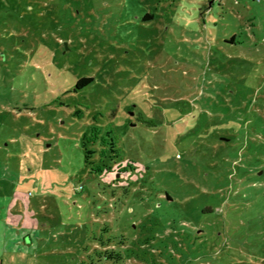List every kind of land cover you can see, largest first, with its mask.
<instances>
[{
  "label": "rangeland",
  "instance_id": "1",
  "mask_svg": "<svg viewBox=\"0 0 264 264\" xmlns=\"http://www.w3.org/2000/svg\"><path fill=\"white\" fill-rule=\"evenodd\" d=\"M0 264H264V0H0Z\"/></svg>",
  "mask_w": 264,
  "mask_h": 264
},
{
  "label": "trees",
  "instance_id": "2",
  "mask_svg": "<svg viewBox=\"0 0 264 264\" xmlns=\"http://www.w3.org/2000/svg\"><path fill=\"white\" fill-rule=\"evenodd\" d=\"M147 19H154V15L153 14H151V13H147V15L145 16ZM95 82V78H93V77H82V78H80V79H78L77 81H75V82H73V78H72V80H71V84H70V86H68V88H67V90H69V89H75V91H77V92H79V91H82V90H84V89H86L87 87H89V86H91L93 83ZM55 89H56V87H54ZM58 89V88H57ZM60 90L61 89H64V88H59ZM60 92H62V91H60ZM115 111H117L116 109H115ZM114 111V112H115ZM126 114V113H125ZM127 115V117H128V120H131V117H130V115H128V113L126 114ZM97 126V125H96ZM96 126H94V124H90V126L88 125V124H85L84 126H82L83 128L82 129H84V127H86V129H87V131H85L84 133H83V135H82V137H81V139H80V146L82 147V151L84 152V154H85V156H84V158L87 160V157H86V153H85V148H84V146H85V144H88L89 142H94L95 141V138H100V129H98L99 127H96ZM81 129V130H82ZM76 141H78V139L76 140ZM87 164H89L88 163V161H87ZM95 168V167H94ZM98 172L99 173H104V174H106V172H104L102 169H99L98 170ZM108 173V172H107ZM146 183H148V182H146ZM148 186V185H147ZM159 198V197H158ZM143 199H145V197H143ZM161 200H166V201H168V202H174L175 201V199L170 195V194H168V193H166L165 194V197L164 198H160ZM207 212H209L211 215H214V216H216L217 217V213H216V210H214L213 208H211V207H206V208H204L203 209V214L205 215V214H207ZM86 214H87V210H86ZM118 218V217H117ZM114 221L116 220V218H114L113 219ZM84 221V220H83ZM78 222H80V220H78ZM111 220L109 221H105V222H101V221H98V220H95V221H93V222H90V221H87V222H85V224L83 223V225L82 226H80V225H78L77 227H78V229L79 230H81L82 231V234H77L79 237H82V238H86L85 240H90V239H97V240H104V239H112L111 237L110 238H105V237H107L106 235L107 234H109L110 233V228H111ZM88 225V227L90 228V227H94L95 228V230H96V234H92V235H89L88 233L87 234H85V235H83V230L85 231L86 230V228H85V226H87ZM76 227V228H77ZM76 228H74V229H72L70 232H67V233H63V234H61V235H63V236H65V237H69L70 235H73V232H74V230L76 229ZM207 230L209 229V228H207V227H205ZM132 229V228H131ZM131 229H130V231H131ZM58 231V230H57ZM134 231V230H133ZM209 231V230H208ZM59 232H61V230L59 231ZM87 232H89L90 234H91V232H90V230H88ZM132 232V231H131ZM121 233V232H120ZM211 233H213V232H211ZM221 233V232H220ZM102 234L104 235V237H98V235H101L102 236ZM106 234V235H105ZM119 235V234H118ZM123 235H126L125 233L123 234ZM123 235L121 236V237H119V238H117V239H114L115 241L116 240H120V239H122V237H123ZM127 236V235H126ZM98 237V238H97ZM128 238H130L131 239V235H129V236H127ZM113 240V239H112ZM111 240V241H112ZM166 247V246H165ZM131 248H134L133 247V245H131ZM120 250V249H119ZM126 251L125 250H120V253H122V254H124ZM116 256H118V257H120V256H122V255H120V254H118V255H116Z\"/></svg>",
  "mask_w": 264,
  "mask_h": 264
}]
</instances>
